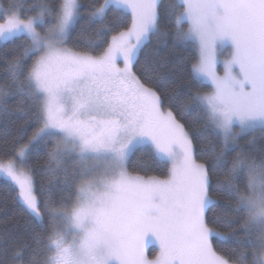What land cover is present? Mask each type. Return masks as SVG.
Segmentation results:
<instances>
[{
    "label": "snow or ice",
    "instance_id": "obj_1",
    "mask_svg": "<svg viewBox=\"0 0 264 264\" xmlns=\"http://www.w3.org/2000/svg\"><path fill=\"white\" fill-rule=\"evenodd\" d=\"M0 20V113L19 96L24 117L0 175L29 218L0 264H264V0H12Z\"/></svg>",
    "mask_w": 264,
    "mask_h": 264
},
{
    "label": "trees",
    "instance_id": "obj_2",
    "mask_svg": "<svg viewBox=\"0 0 264 264\" xmlns=\"http://www.w3.org/2000/svg\"><path fill=\"white\" fill-rule=\"evenodd\" d=\"M11 2L12 0H0V5L6 10ZM17 2H25L26 4V2H30V0H17ZM167 2L168 0H162V3ZM16 43H19V40H17ZM170 44L171 42L169 41L168 46L161 47V56L170 53ZM13 47L14 45L12 43L0 42V84H4L8 80V77L4 72L6 67L5 58H11L12 52L10 50ZM171 55L173 61H175L177 57L182 56L185 58L182 65L177 64L175 68L172 67V64H169L168 66L174 73V81H182L188 76V58L192 57L194 53L191 51H183L182 49L177 48L174 52H171ZM141 59H143V57H141ZM152 59H159V57H153ZM165 71H167V69ZM140 75L142 78L145 77V73L143 72H141ZM19 100V96L9 97L7 100V105L10 111L7 113H0V149L8 147L4 142L10 141L12 137L16 135L17 128L23 123L24 117L20 116L19 112L16 110L17 102ZM173 107L175 109V106ZM185 123L188 124L189 128H193L195 124L198 123V121L195 119V113H193L192 116L185 118ZM28 130L31 131V128ZM256 135L259 137V133H256ZM193 139L196 146V152L199 154L201 150V142L194 132ZM246 139H248V137L242 138L241 143H243ZM259 142L264 143V140ZM40 158L42 162L43 153H41ZM137 159L149 161V157L146 153H144L143 149L141 151H137L132 157V161H136ZM33 166L35 167V158H33ZM129 171L139 173L142 176H159L163 174V166L157 167L155 165H151L150 167L142 168L133 167L130 163ZM42 180H46V177H44L37 168L35 171V181L37 187H39ZM28 219L29 218L22 212L21 205L16 200V190L11 185V182L9 180L0 178V237L22 232ZM2 246L3 245L0 244V247ZM157 250L158 249L155 246L150 247L148 255L151 257Z\"/></svg>",
    "mask_w": 264,
    "mask_h": 264
},
{
    "label": "rangeland",
    "instance_id": "obj_3",
    "mask_svg": "<svg viewBox=\"0 0 264 264\" xmlns=\"http://www.w3.org/2000/svg\"><path fill=\"white\" fill-rule=\"evenodd\" d=\"M3 11H5V9L0 5V12H3ZM0 22H4L3 20H0ZM0 178H3V179H6V180H8L5 176H3V175H0ZM152 246H155L156 248H157V246L154 244V243H150L149 245H148V249H147V251L149 252V249H150V247H152Z\"/></svg>",
    "mask_w": 264,
    "mask_h": 264
}]
</instances>
